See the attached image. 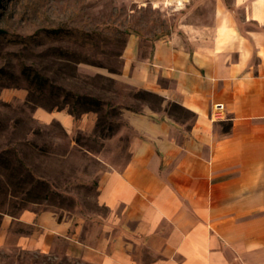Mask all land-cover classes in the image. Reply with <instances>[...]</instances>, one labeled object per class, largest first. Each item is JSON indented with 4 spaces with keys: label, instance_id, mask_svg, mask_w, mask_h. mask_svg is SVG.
Here are the masks:
<instances>
[{
    "label": "crops",
    "instance_id": "obj_1",
    "mask_svg": "<svg viewBox=\"0 0 264 264\" xmlns=\"http://www.w3.org/2000/svg\"><path fill=\"white\" fill-rule=\"evenodd\" d=\"M181 1L146 55L132 41L126 78L188 113L121 108L114 137H124L126 156L118 144L110 158L97 155L105 235L81 241L45 208L1 213L0 237L18 219L34 228L19 244L44 248L68 235L75 254L99 264H264V0ZM36 115L91 125L89 112Z\"/></svg>",
    "mask_w": 264,
    "mask_h": 264
},
{
    "label": "rangeland",
    "instance_id": "obj_2",
    "mask_svg": "<svg viewBox=\"0 0 264 264\" xmlns=\"http://www.w3.org/2000/svg\"><path fill=\"white\" fill-rule=\"evenodd\" d=\"M179 0H3L0 6V217L24 209H53L68 232L98 243L111 211L97 200V172L110 158L121 108L145 105L188 112L160 94L132 84V41L140 56L149 39L178 21ZM173 4V5H171ZM135 44V41H133ZM90 113L91 125L71 127L36 110ZM87 125V124H86ZM123 157V158H124ZM0 237V264H99L75 254L61 235L40 248L20 234L33 225L14 219ZM3 235L0 226V235ZM40 237V235H39ZM53 242V243H52Z\"/></svg>",
    "mask_w": 264,
    "mask_h": 264
},
{
    "label": "built area",
    "instance_id": "obj_3",
    "mask_svg": "<svg viewBox=\"0 0 264 264\" xmlns=\"http://www.w3.org/2000/svg\"><path fill=\"white\" fill-rule=\"evenodd\" d=\"M215 106H216V108H217V107H221V106H222V103H221V102H216V103H215ZM216 115H217V113H216Z\"/></svg>",
    "mask_w": 264,
    "mask_h": 264
},
{
    "label": "water",
    "instance_id": "obj_4",
    "mask_svg": "<svg viewBox=\"0 0 264 264\" xmlns=\"http://www.w3.org/2000/svg\"><path fill=\"white\" fill-rule=\"evenodd\" d=\"M2 1L3 0H0V6H1V4H2ZM3 31V29L0 27V33Z\"/></svg>",
    "mask_w": 264,
    "mask_h": 264
},
{
    "label": "bare ground",
    "instance_id": "obj_5",
    "mask_svg": "<svg viewBox=\"0 0 264 264\" xmlns=\"http://www.w3.org/2000/svg\"><path fill=\"white\" fill-rule=\"evenodd\" d=\"M179 0H177V2H178Z\"/></svg>",
    "mask_w": 264,
    "mask_h": 264
},
{
    "label": "trees",
    "instance_id": "obj_6",
    "mask_svg": "<svg viewBox=\"0 0 264 264\" xmlns=\"http://www.w3.org/2000/svg\"><path fill=\"white\" fill-rule=\"evenodd\" d=\"M225 126V125H224Z\"/></svg>",
    "mask_w": 264,
    "mask_h": 264
}]
</instances>
